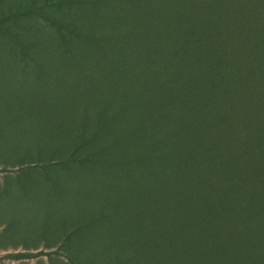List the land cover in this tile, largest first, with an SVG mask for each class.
<instances>
[{
    "label": "rangeland",
    "instance_id": "obj_1",
    "mask_svg": "<svg viewBox=\"0 0 264 264\" xmlns=\"http://www.w3.org/2000/svg\"><path fill=\"white\" fill-rule=\"evenodd\" d=\"M106 11L94 0H0V264H261L264 135L263 150L237 133L223 141L238 114L197 118L201 105L189 111L174 80L201 46L214 86L263 120L264 29L233 53L213 20L172 17L148 63L142 48L103 38ZM164 64L161 78L153 68ZM173 120L187 145L168 131Z\"/></svg>",
    "mask_w": 264,
    "mask_h": 264
},
{
    "label": "trees",
    "instance_id": "obj_2",
    "mask_svg": "<svg viewBox=\"0 0 264 264\" xmlns=\"http://www.w3.org/2000/svg\"><path fill=\"white\" fill-rule=\"evenodd\" d=\"M96 2V6H102L104 9H107L106 12L102 13L104 16L103 24L101 26V31L103 33V38H106L108 41L117 43H128L133 48H142V57L138 61L142 60L151 63L155 60V56H151L152 50H156L158 48L159 42L157 41V37L153 35L156 33L158 36L165 37L166 35V24H168V19L172 17L188 19L191 22L195 19H211L214 21L216 32V39L218 41H222V37L225 38L227 35H232L231 37V52H236L238 48L244 47L249 41L253 40L256 36L257 31H261L264 28L254 27L255 25H264V0H216V4L206 7V4H202L197 2V0H94ZM213 1V0H211ZM123 8H131V14H119L120 12L126 13L122 11ZM202 10V12H200ZM203 13L201 18L198 14ZM243 13L241 14V12ZM113 17V18H112ZM113 20V21H112ZM227 20V22L225 21ZM223 21L226 25L223 27ZM242 21V27L239 26V23ZM207 22V21H206ZM247 28H244V27ZM243 30H249L251 34H253L252 38H248L242 34ZM226 29V32L223 30ZM241 31V34L238 35V38L234 34L236 31ZM160 33V35H159ZM246 34V33H245ZM102 35V34H101ZM148 36L155 37L153 40H143L144 38H148ZM241 37V38H239ZM244 37V38H243ZM157 41V42H155ZM261 44L257 45L255 48L253 56L260 57L261 52ZM162 48V47H161ZM164 52V50H163ZM141 53H139L140 55ZM244 55V52L242 53ZM151 56V57H150ZM215 55H212V57ZM215 58V57H213ZM213 59L205 56V52L203 47L197 48L191 53V56L187 60V65L189 68V76L185 79L174 80L175 82V93L178 96L179 100L185 104L190 105L188 108L189 111H193L196 106L201 105L200 109L196 112L197 118L204 114L205 112L212 111V117L214 119L219 118V115L222 113L226 114L227 112L238 114L240 121L233 125L229 126L227 129V134H224V140L228 138L229 134L237 133L242 138L250 139L249 142L252 143V148L263 150L262 146L258 144V139L260 140V135H264V119L249 121V113L252 110V107L245 106V104L240 105L239 107L234 109V102L232 103L231 97L233 96L231 93L227 92V88L221 86H214L213 82L216 79L217 70L213 71L209 68V65H206L203 60ZM164 61V56L161 60ZM220 61H218V64ZM225 65H229L228 63H224ZM166 68L165 64L161 66L156 65L153 68V72L157 74L161 78L163 77L162 71ZM178 73L182 71L179 67L176 70ZM225 74H228L229 71L225 68ZM207 72V73H205ZM208 73L212 74L208 76ZM216 73V74H215ZM169 79V78H167ZM164 79V80H167ZM231 79H235V76H232ZM166 82V81H165ZM166 90V88H165ZM164 90V91H165ZM200 92L199 100L204 101L202 104V100L195 104V98L197 97V93ZM135 97H140L139 93L136 94ZM231 99V100H230ZM178 105V104H177ZM228 106V107H227ZM229 108L231 110L229 111ZM171 111L169 110V113ZM167 113V112H166ZM170 114H166L164 117V122L162 124L166 126L169 118L171 119ZM255 117V116H254ZM166 118V119H165ZM173 124L172 129H168V131H172L177 136H181V139L178 140L177 144L179 145H187L186 136L184 135L186 132L180 125L177 124L173 120L171 122ZM217 124V122H216ZM212 127V126H211ZM182 130V131H181ZM212 130V129H210ZM164 131L165 133L168 132ZM163 133V132H162ZM216 131L214 132V136L211 140L218 141L216 139ZM264 147V146H263ZM217 151L221 152L219 146H216ZM236 155V159L240 157L243 159L245 157V152L241 150L234 151ZM244 154V156H242ZM231 171L234 169L230 168ZM8 171L6 168L1 167L0 173ZM169 174V173H167ZM174 176L180 175L178 172L174 171ZM173 174H169L168 179H173ZM173 177V178H171ZM179 178V182L182 183L181 177ZM180 191V189H179ZM238 225L235 226V230L233 231V235L239 231ZM264 232V231H263ZM236 236V235H235ZM232 237V236H231ZM237 237V236H236ZM259 238H255L250 246L255 251L254 253H259L260 245L258 241ZM248 245V243H247ZM42 254L41 251H13L6 253V256L11 259H20V258H32L37 257ZM252 264V263H250ZM264 264V261L261 263Z\"/></svg>",
    "mask_w": 264,
    "mask_h": 264
}]
</instances>
